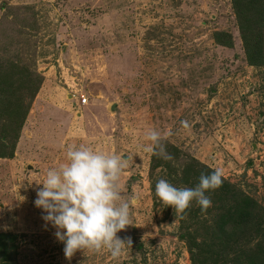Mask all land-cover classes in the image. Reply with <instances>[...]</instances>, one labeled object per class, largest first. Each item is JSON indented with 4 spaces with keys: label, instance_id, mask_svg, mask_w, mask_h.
I'll return each instance as SVG.
<instances>
[{
    "label": "rangeland",
    "instance_id": "1",
    "mask_svg": "<svg viewBox=\"0 0 264 264\" xmlns=\"http://www.w3.org/2000/svg\"><path fill=\"white\" fill-rule=\"evenodd\" d=\"M0 65L11 69L0 70L2 89L31 70L42 79L24 98L14 155L0 158V264H238L240 231L209 242L213 190L206 212L193 201L183 218L155 194L161 178L191 188L220 167L227 195L243 193L264 214V62L248 63L232 0H0ZM149 129L173 159L144 151ZM71 144L127 160L130 225L117 236L132 246L118 259L104 250L66 258L34 205ZM184 233L217 257L192 259Z\"/></svg>",
    "mask_w": 264,
    "mask_h": 264
},
{
    "label": "clouds",
    "instance_id": "2",
    "mask_svg": "<svg viewBox=\"0 0 264 264\" xmlns=\"http://www.w3.org/2000/svg\"><path fill=\"white\" fill-rule=\"evenodd\" d=\"M181 124L189 128L187 121ZM144 138L148 142L145 152L173 159L159 131L149 129ZM127 167V160L120 155L71 144L65 148V162L46 170L34 205L45 213L42 219L56 229L55 237L64 244L66 258L70 259L77 251L104 250L118 259L125 248H131L130 237L117 236L130 225V204L124 199L120 182ZM222 179L220 167L202 173L191 188L177 187L161 178L155 184V194L162 204L171 206L183 218L193 201L206 212L212 203L210 193Z\"/></svg>",
    "mask_w": 264,
    "mask_h": 264
},
{
    "label": "trees",
    "instance_id": "3",
    "mask_svg": "<svg viewBox=\"0 0 264 264\" xmlns=\"http://www.w3.org/2000/svg\"><path fill=\"white\" fill-rule=\"evenodd\" d=\"M232 4L247 61L251 66L259 67L264 62V0H232ZM215 40L218 45L224 47L228 46L231 41L227 34H217ZM0 70L11 69L3 68L0 65ZM27 73V77L18 76L20 79L24 78V82H15L13 89L8 85L3 89L0 88V158L14 155L19 139L18 134L25 121L24 114L27 107L23 103L24 98L26 95L31 97L42 84L41 77L33 70ZM197 166L198 164H195L193 168ZM182 185L185 187L183 183ZM227 190L231 189H228V186L223 185L222 182L213 190V199L218 206V211L216 210V219L210 228L205 225V229L212 230L210 234L212 241L209 242L213 244L215 241L213 236L234 242L233 232L240 231L244 237L243 247L235 246L234 259H237L238 264H264V214L260 212L257 204L243 193L234 189L227 195ZM224 206L226 208L223 210L219 208ZM228 225H230L229 228ZM190 237V233H184L181 238L184 240L188 238L187 241L191 244L193 240H190ZM209 242L202 241L201 244H191L195 247V249L189 248L192 259L201 255L196 253L198 250H202L204 254L210 250L211 257L214 255L217 257L216 251L209 246ZM220 257L222 256L220 255Z\"/></svg>",
    "mask_w": 264,
    "mask_h": 264
},
{
    "label": "built area",
    "instance_id": "4",
    "mask_svg": "<svg viewBox=\"0 0 264 264\" xmlns=\"http://www.w3.org/2000/svg\"><path fill=\"white\" fill-rule=\"evenodd\" d=\"M87 104V99L84 96H81V105L84 106Z\"/></svg>",
    "mask_w": 264,
    "mask_h": 264
},
{
    "label": "water",
    "instance_id": "5",
    "mask_svg": "<svg viewBox=\"0 0 264 264\" xmlns=\"http://www.w3.org/2000/svg\"><path fill=\"white\" fill-rule=\"evenodd\" d=\"M112 110H113V108H112ZM29 170H32V167H29Z\"/></svg>",
    "mask_w": 264,
    "mask_h": 264
}]
</instances>
